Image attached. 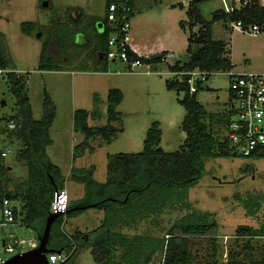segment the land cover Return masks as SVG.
I'll return each instance as SVG.
<instances>
[{
	"label": "rangeland",
	"instance_id": "374dc122",
	"mask_svg": "<svg viewBox=\"0 0 264 264\" xmlns=\"http://www.w3.org/2000/svg\"><path fill=\"white\" fill-rule=\"evenodd\" d=\"M106 1L0 0V33L5 36L7 52L20 73L18 75L27 78V93L33 118L40 120L43 116L45 92L52 97L59 108L60 116L50 130L53 144L47 149V154L51 162L62 171L69 203L73 197L81 194V191L85 192L83 184L69 178L73 168L95 167L94 179L99 183H104L107 177L108 156L141 153L147 133L153 123L159 122L160 124L162 131L160 147L165 152L178 151L186 138L181 128L186 111L179 103L184 94L178 95L175 91L167 89L166 80L173 79L169 75L167 65L161 64L154 67V72L166 73L162 76L144 75L147 66L138 69L137 74L116 75L113 73L125 70L124 64L111 62L108 73H96L92 63L89 65L84 62L92 53L83 48L86 46L82 44L83 41H87L85 30L88 31L93 24L104 20ZM258 2L264 5L262 0ZM182 3L184 7L180 5ZM189 4L188 0H136V9L131 20V37L134 35L143 39L147 35L150 40H153L164 36L176 46L175 54L179 62L185 63L188 59L187 44L181 45V41L187 42L191 31L188 24L184 26V29L180 24L189 21L187 15ZM234 6L240 8L241 4L237 0H209L201 3L199 10L206 21H211L215 12L219 10L225 12ZM80 18L82 22L81 20L79 22ZM25 22H31L35 26L30 36L21 30V24ZM64 26L72 29L80 27L82 31H77L74 43L71 39L67 41L70 48L66 47L60 54V56L63 54L60 59L62 62L58 66L65 72L45 74L38 70L43 45L49 42L48 38L52 33L63 31ZM193 30V32L197 31L195 28ZM213 30L214 40L230 42L231 58L236 66V73H264V32L252 35L233 30L231 34L224 22L216 23ZM60 35L58 34V37ZM74 51L77 53L80 51L82 54L72 56V58L78 57L75 62H66L63 56L65 54L68 56ZM7 78V72L0 75V132L7 130L8 119L17 111ZM229 84L226 76L213 74L205 86H212L214 94L204 90L202 91L204 94L201 92L199 96L206 103H217L219 99L216 97L219 96L220 109H228ZM111 89H119L124 95V100L117 109L120 123L115 125L122 128L123 132L119 133L111 144H107L102 137L92 139L90 144L95 151L93 153L87 151L74 160L75 148L85 141L82 133L74 131L75 111L83 109L91 112L94 107L93 96L98 94L102 100L100 105L102 118L96 121L90 118L89 125L91 127L105 125L107 123V97ZM213 107L208 106L209 112L219 110V105ZM213 128L220 140L226 137L227 127L217 125ZM0 146L5 150H12L5 156L6 166L13 169L12 173L10 172V179L21 181L18 177L23 174L24 170L16 160L17 145L9 136L0 134ZM205 170L206 174L203 179L187 190L186 202L191 207V211L216 215L219 223V232L216 237L217 253L214 256L213 243L215 242L212 239H190L191 264H208L213 258L217 264H228L231 259L230 255L236 256L242 250L244 251V245L248 241L254 251L243 252L239 260L244 264L258 260L264 250V237L240 240L236 237V229L239 226H251L255 229L264 227V159L253 160L238 157L207 159ZM248 199H251L254 204L256 202L259 204L254 216H248L243 206V201ZM187 210L189 209L182 205L168 207L158 218L157 225H151L148 221L137 228L122 231L129 237L135 235L164 236L166 230L177 219L187 214ZM104 216L103 211L89 209L76 218L64 217L62 232L69 238L74 237L77 231L89 235L100 227ZM10 234L26 240L35 237L32 231L22 226L0 229V257L3 259L12 257L11 254L6 253L1 242ZM91 240L92 237L89 236L88 242ZM63 252L66 254L68 250ZM161 259L162 255H157L153 258V263H158ZM70 264H96L91 247H79Z\"/></svg>",
	"mask_w": 264,
	"mask_h": 264
},
{
	"label": "trees",
	"instance_id": "16d2710c",
	"mask_svg": "<svg viewBox=\"0 0 264 264\" xmlns=\"http://www.w3.org/2000/svg\"><path fill=\"white\" fill-rule=\"evenodd\" d=\"M209 0H192L188 7V36L187 54L185 63H176L170 66L172 73H187L199 69L208 73L227 72L233 69L231 51L224 41L213 39V25L224 22L227 30L231 23L241 22L245 28L253 25L260 27L264 32V6L258 0H252L246 7L233 8L228 12L219 10L213 14L211 21H206L199 10V5ZM135 10V0H132ZM107 6V4H106ZM134 15V12H133ZM133 17V16H132ZM101 23L103 32L95 36L91 44L92 66L97 73H107L109 62L106 54L109 51L108 42L111 29L108 27L107 14ZM185 24L181 23L184 28ZM34 24L25 22L21 30L26 35H32ZM63 27V31L52 33L40 56L39 71H58V64L62 62L60 54L70 48L67 41L74 38L77 31ZM197 31L193 32V29ZM60 29V28H59ZM62 30V27H61ZM86 32V31H85ZM231 30V34H232ZM58 34H61L58 37ZM61 50V52H60ZM60 56V57H59ZM132 59H139L129 52ZM166 53L149 59L140 58L143 64L154 67L163 63ZM102 57V58H101ZM70 59V58H69ZM69 62V61H68ZM15 64L9 57L5 36L0 33V70L8 71L7 81L10 92L17 107L16 113L8 119L17 123L15 130L1 131L17 145L16 160L25 168L26 178L21 181L10 179L12 171L5 164V149L0 146V206L3 199L13 202L16 215L21 226L32 231L38 240L45 229L46 221L52 214L51 205L57 190H65L64 177L61 169L53 164L47 154V148L53 144L50 130L57 119V106L52 97L45 92L43 100V116L40 120L33 118L31 103L27 93V80L18 75ZM212 76V75H211ZM24 77V78H23ZM211 77H209L210 80ZM188 77H176L166 81L169 91L178 95L183 93L179 103L184 107L186 114L182 121V131L186 134L180 149L173 153L165 152L161 147L162 131L159 122L150 127L144 141V149L138 154H117L108 156L107 179L99 183L94 179L95 167L89 169L73 168L70 178L85 187L82 199L69 203L68 211L56 219L52 225L48 248L59 251H71L74 242L79 247L90 246L96 264H191L190 239L210 238L213 240L214 256L217 253L216 237L219 232V223L216 215L191 211L186 202L187 190L196 186L205 176V161L207 159L230 158L231 152L228 138L220 140L214 132L213 126L228 127L232 111L226 114H210L197 100L198 94L204 90L198 86V91L190 94ZM231 99V96H230ZM124 100L119 89L109 90L107 97V123L103 126L91 127L89 119L101 120V97L94 94L93 110H76L73 118L75 132L85 136L83 144L74 150V160L87 151L93 153L95 149L90 141L102 137L107 144H111L115 137L123 132L115 125L120 123L118 107ZM227 131V130H226ZM248 159L263 160L264 147L256 151ZM11 172V173H10ZM182 205L187 207V214L177 219L166 230L164 236L135 235L129 237L122 230L134 229L144 222L151 225L158 224V218L168 207ZM248 216H254L259 204L251 199L243 201ZM78 208V210H74ZM89 209L103 211L105 216L100 227L89 235L77 231L74 237H68L62 232L64 217L76 218ZM92 237L88 243L87 237ZM236 237L240 240H252L264 237V227L255 229L251 226H239ZM75 251L70 262L76 256ZM254 251L250 241L244 245L238 254L230 255L228 264H244L239 260L243 252ZM162 255L161 261L153 263V258ZM208 264H217L215 258ZM250 264H264V250L258 260Z\"/></svg>",
	"mask_w": 264,
	"mask_h": 264
},
{
	"label": "built area",
	"instance_id": "2783aa9c",
	"mask_svg": "<svg viewBox=\"0 0 264 264\" xmlns=\"http://www.w3.org/2000/svg\"><path fill=\"white\" fill-rule=\"evenodd\" d=\"M189 2L192 0H188ZM252 0H237L241 7H246ZM257 1V0H256ZM106 14L108 27L111 29L108 42L109 51L106 54V60L109 63H121L125 65V70L116 71L113 74H137V70L147 66L144 75H155L153 65L143 64L139 57L130 47L131 39V20L134 12L132 0H107ZM232 30H240L258 35L260 27L253 25L245 28L241 22L231 23ZM129 52L138 56V60L132 59ZM144 59H149L146 57ZM169 57L163 58V63H167ZM4 72L0 70V75ZM108 73V72H107ZM216 73H208L196 69L187 73H175L174 78L186 75L190 94L198 91V86H203L209 81V77ZM229 79V93L231 96L230 111H232L231 120L228 124L226 137L228 138L231 152L234 156L248 158L256 151L264 147V73H236L233 71L220 72ZM17 123L10 120L9 130H15ZM12 152L5 150L4 155ZM16 206L9 199H3L0 206V229L9 226H21L16 215ZM69 207V197L66 190H57L51 205L52 214H66ZM2 245L6 253L12 256L37 249L39 241L34 237L26 240L15 237L10 234L3 238ZM27 246V248H24ZM72 255V251L66 254L62 251L60 254L53 253L48 255L50 264H64ZM9 259V258H8ZM7 259L0 257V264Z\"/></svg>",
	"mask_w": 264,
	"mask_h": 264
},
{
	"label": "crops",
	"instance_id": "0c3cea01",
	"mask_svg": "<svg viewBox=\"0 0 264 264\" xmlns=\"http://www.w3.org/2000/svg\"><path fill=\"white\" fill-rule=\"evenodd\" d=\"M262 2H263V4H264V0H262ZM182 7H184V5H183V3L182 4H180ZM264 6V5H263ZM235 7V6H234ZM233 7V8H234ZM233 8H231L230 10H232ZM235 8H237V7H235ZM135 9H136V0H135ZM237 9H239V8H237ZM230 10H228V11H230ZM228 11H225V12H228ZM72 15V14H71ZM80 20H81V22H82V19L80 18L79 19V22H80ZM71 23H72V18H71V16H70V25H71ZM221 23V22H220ZM185 25H187V23H184ZM216 24V23H215ZM215 24L213 25V29H214V26H215ZM80 25H82V23H80ZM181 25V24H180ZM73 27V26H72ZM81 28H82V26H81ZM74 29H80V27H74ZM91 29V30H90ZM90 29H88V31H87V29L85 30L87 33L85 34V37H87V41H83V45H86V46H84L83 48H86V49H88L89 50V52L91 53V51H93L92 49H93V45L91 44V41H92V39L95 37V36H97V35H99V33H101V32H103V27H101V23L100 22H97V24H93V27H91ZM182 29H184V28H182ZM229 30H230V32H231V28L229 27ZM183 31V30H182ZM214 31V30H213ZM233 31V30H232ZM89 32H91L90 33V35H89ZM3 34V33H2ZM232 34H233V32H232ZM71 41L74 43L75 42V37L74 38H72L71 39ZM221 41V40H220ZM224 42H226L227 44H228V47H229V49H230V51H231V48H230V42H227L226 40H223ZM185 44H187V47H188V38H187V42H185V41H181V45H185ZM130 47H131V49L139 56V57H143V58H146V57H149V58H152V57H155V56H159L160 54H163V53H166V56H168L169 57V63L167 62V63H162V64H165V65H167V68H168V70H169V67L170 66H174L176 63H181V62H179V60H178V57L176 56V46L173 44V42H171V41H168V38H165L164 36H160L159 38H157V39H153V40H150L148 37H147V35H146V37H143V39H141V38H137L136 36H134L133 35V37H131V39H130ZM186 50H187V48H186ZM80 53L82 54V52H76V51H74V52H71V54H69L68 56L65 54V56H63V58H66V62H75V59L77 60L78 59V57L76 58H72V56L73 55H77V54H79L80 55ZM188 56V55H187ZM68 58H70V59H68ZM102 58V57H101ZM80 60H81V58H80ZM188 60V59H187ZM231 60H232V58H231ZM84 62H86V63H89V65H91V63H92V53L90 54V57L88 58V59H86V61H84ZM233 63V62H232ZM182 64V63H181ZM161 65V64H160ZM16 68V67H15ZM155 70H156V68H155ZM17 74H20V73H18V70L17 69H15L14 70ZM231 71H233V72H236V66L234 65V63H233V69L231 70ZM41 72H44L45 74H49V73H54L55 74V72H61V73H64L65 71H62V68H60V70H58V71H41ZM72 73H74V72H72ZM87 73V72H86ZM97 73V72H96ZM95 73V74H96ZM166 73L165 72H157V74H155V75H160V76H162V75H165ZM218 74H220V72L218 73ZM169 75H171V77H173L174 78V76H175V73H172V72H170V70H169ZM26 80H27V78H26ZM166 81H168V80H166ZM204 90H207V91H209L211 94H214L213 93V87L212 86H205V88H204ZM204 90H202V91H204ZM201 91V92H202ZM200 92V93H201ZM199 93V94H200ZM199 94H198V96H197V100H198V102L209 112V110H208V106H211V107H213V106H218L219 105V107H218V109L219 110H217V111H215V112H209L210 114H226V113H228V112H230V104H229V107H228V109H226V108H224V109H220V103H219V100H220V97L219 96H217L216 98L217 99H219L218 101H217V103H209V102H205L203 99H202V97H200L199 96ZM202 94H204L203 92H202ZM229 103H231V99H230V93H229ZM57 106V105H56ZM214 108V107H213ZM57 112H58V115H57V119L59 118V108H58V106H57ZM56 119V120H57ZM230 120H231V117H230ZM218 124H216V125H214V126H217ZM49 148V147H48ZM47 148V149H48ZM9 170L10 171H12L13 169L11 168V167H9ZM23 170H24V172H23V174H21V176H19L18 177V179H21V180H24L25 178H26V171H25V168L23 167ZM69 178H70V175H69ZM106 179H107V177L105 178V181H106ZM103 183V182H102ZM83 195H84V192L83 191H81V194H79L78 196H76V197H73L72 198V201L71 202H73L74 200L75 201H78V200H80V199H82L83 198ZM4 229V228H3ZM3 240V239H2ZM2 240H1V242H2ZM74 260V259H73ZM72 260V261H73ZM71 262H69V263H67V264H70ZM65 264V263H64Z\"/></svg>",
	"mask_w": 264,
	"mask_h": 264
},
{
	"label": "water",
	"instance_id": "95a60500",
	"mask_svg": "<svg viewBox=\"0 0 264 264\" xmlns=\"http://www.w3.org/2000/svg\"><path fill=\"white\" fill-rule=\"evenodd\" d=\"M74 210H78V208H75ZM62 215L65 214L58 213L51 214L49 216L46 221L44 232L42 236L38 239L39 246L37 249L21 254H16L7 259L2 264H50L48 260V255L53 253L60 254L62 252V249L59 251H54L48 248L52 225L54 224L56 219Z\"/></svg>",
	"mask_w": 264,
	"mask_h": 264
},
{
	"label": "flooded vegetation",
	"instance_id": "af4514ba",
	"mask_svg": "<svg viewBox=\"0 0 264 264\" xmlns=\"http://www.w3.org/2000/svg\"><path fill=\"white\" fill-rule=\"evenodd\" d=\"M102 27H104V26H102ZM88 240H89V237H87L86 239H85V242L86 243H88ZM81 244H79V246H80ZM79 246H78V244H77V242H74V244H73V246H72V248H71V251H72V255L75 253V251L79 248ZM72 255L69 257V259L65 262V264H67V263H69L70 262V259L72 258Z\"/></svg>",
	"mask_w": 264,
	"mask_h": 264
}]
</instances>
